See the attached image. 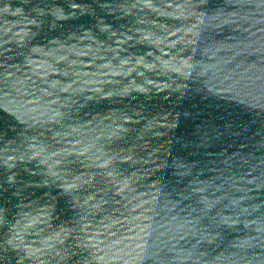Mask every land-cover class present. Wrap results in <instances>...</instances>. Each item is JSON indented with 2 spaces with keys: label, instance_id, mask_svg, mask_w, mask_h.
I'll return each instance as SVG.
<instances>
[{
  "label": "water",
  "instance_id": "1",
  "mask_svg": "<svg viewBox=\"0 0 264 264\" xmlns=\"http://www.w3.org/2000/svg\"><path fill=\"white\" fill-rule=\"evenodd\" d=\"M0 264H264V0H0Z\"/></svg>",
  "mask_w": 264,
  "mask_h": 264
}]
</instances>
